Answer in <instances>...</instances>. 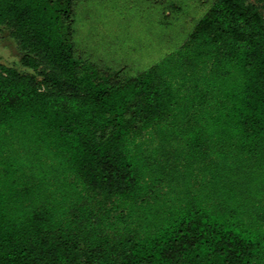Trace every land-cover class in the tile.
Returning a JSON list of instances; mask_svg holds the SVG:
<instances>
[{
    "label": "trees",
    "instance_id": "16d2710c",
    "mask_svg": "<svg viewBox=\"0 0 264 264\" xmlns=\"http://www.w3.org/2000/svg\"><path fill=\"white\" fill-rule=\"evenodd\" d=\"M75 0H0V264H264V0H214L133 75L76 54Z\"/></svg>",
    "mask_w": 264,
    "mask_h": 264
},
{
    "label": "rangeland",
    "instance_id": "374dc122",
    "mask_svg": "<svg viewBox=\"0 0 264 264\" xmlns=\"http://www.w3.org/2000/svg\"><path fill=\"white\" fill-rule=\"evenodd\" d=\"M214 0H75L70 17L76 54L100 69L133 75L176 49ZM22 52L0 26V64L25 73Z\"/></svg>",
    "mask_w": 264,
    "mask_h": 264
}]
</instances>
